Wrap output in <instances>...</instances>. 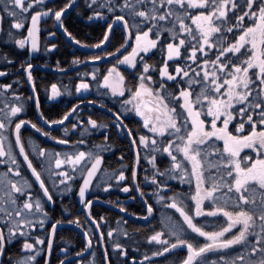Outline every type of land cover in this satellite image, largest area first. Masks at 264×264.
<instances>
[{"label":"snow or ice","instance_id":"6c2138e0","mask_svg":"<svg viewBox=\"0 0 264 264\" xmlns=\"http://www.w3.org/2000/svg\"><path fill=\"white\" fill-rule=\"evenodd\" d=\"M75 7V0L53 7L45 0H0V25L5 20L10 22L5 42L11 41L19 49L28 46L29 55L40 50L39 25L44 17L59 22L74 44L98 50L86 59L104 60L108 66L85 72L83 77H91V82L80 78L75 92L87 93L94 86L97 99L88 104L111 113L107 123L91 115L86 123L78 121L83 127L71 123V129L81 137L89 126L91 131L104 129L105 143L81 149L84 139L70 141L20 118L24 104L31 99H35L39 112V99L25 98L11 84H0V165H4L0 171V256L14 241H23L21 249L26 250L0 264H37L36 256L45 251L40 245L45 243L51 255L53 236L61 221L51 223L48 232L46 206L54 203L55 193L46 181L58 192H66L72 191L79 179L76 194L89 209L92 200L86 193L94 182L99 186L102 181L98 176L102 153L110 151L107 142L113 128L117 136L123 133L128 138L134 152L131 179L135 190L145 196L140 184L135 183L143 149V159L152 169L145 180L155 185L156 202L175 210L162 214L146 236L150 251L143 254L144 264H153L151 258H162L165 264H264V0H86L84 7L91 11L87 19H102L106 25L91 45L64 28L62 14ZM25 27L26 35L15 31ZM54 48L55 44H49L45 51ZM157 53L159 67L146 59ZM2 59L11 63L7 54ZM83 62L79 57L72 61ZM21 67L35 93L37 86L30 71L33 65L25 60ZM6 74L0 71V76ZM14 82L19 84V78ZM50 88L49 99L61 95L56 83ZM76 110L73 104L59 119H48L43 112L39 116L49 126H63ZM133 114L139 120L130 127L125 121ZM22 126H30L60 145L71 142L74 150H50L31 137L25 141ZM68 131L63 128L65 137ZM29 170L34 182L25 174ZM110 171L109 180H126L123 166ZM173 179L186 184L188 191L173 192L168 183ZM112 186L105 182V190ZM122 191H129L126 183ZM144 204L148 219L154 207L147 200ZM87 216L91 217L90 210ZM104 219L93 220V232L83 233L86 244L81 252L69 258L71 250H64V259L58 264H77L91 247L92 236L104 244L105 233L99 231ZM67 223L82 226L79 217ZM37 228L48 234L43 239L35 236L30 243L32 230ZM116 232L111 228L106 233L114 241L111 247L116 259L105 249L104 264H128L126 245L114 239ZM122 235L127 237L128 232ZM175 253L183 255L169 259ZM131 261L136 264L135 256ZM88 264H96L95 259Z\"/></svg>","mask_w":264,"mask_h":264},{"label":"flooded vegetation","instance_id":"af4514ba","mask_svg":"<svg viewBox=\"0 0 264 264\" xmlns=\"http://www.w3.org/2000/svg\"><path fill=\"white\" fill-rule=\"evenodd\" d=\"M47 0H45L46 2ZM87 2H91V0H87ZM86 3V0H77L76 2V7L72 8V10L67 14L62 17L68 16L71 12H74L73 16L76 17L79 21L82 22L83 18L86 16L88 17L91 15V12L89 10L85 9L84 5ZM99 10V9H97ZM47 18V17H46ZM91 21H95L100 23L102 26H104V21L102 19H93ZM42 22H40L39 25V51H37L35 54L32 55H40V56H46V51L43 50L41 46V41L40 35L42 32ZM53 23L55 27V20L53 18ZM64 23H66L64 21ZM63 23V25H64ZM66 25V24H65ZM106 27V25H105ZM65 28V27H64ZM63 29V28H62ZM25 31L23 34H27V29L25 28ZM56 35L61 36L57 31ZM119 33V30H118ZM43 34V32H42ZM55 35V36H56ZM46 38H49L48 34L45 35ZM61 38H63L61 36ZM82 47L81 45H79ZM71 49H75L74 47L70 46ZM4 48V47H3ZM88 48V47H87ZM94 49V48H91ZM0 50H2V46L0 44ZM78 50V49H75ZM130 50V49H129ZM81 51V50H79ZM155 51V50H153ZM86 54H93L94 52L87 53L85 51H81ZM1 57H3V54H1ZM149 63H157L160 60L159 53L155 57L147 58ZM40 63L32 64L33 66H37V69H31V72L37 71L39 73V78L33 77V82L37 86V91L35 92L36 98L39 99L40 102V108L44 107L45 109H48L52 112H54L57 116V112H67L73 104L77 105V110H76V115L75 116H70L69 120H66L64 122V125H52L54 127H50L45 123L43 119L39 120V112L37 111L35 107V101L31 99V102L28 103L29 107L34 109V113L36 115V123L38 126H41L44 128L46 131H50L52 135L59 136L61 138H69L70 141H78L79 139H84L85 143L80 146L81 149H91L93 144H101L105 143L103 140L102 132H104V129L91 131L90 126H89V131L85 133L83 137H81L80 133L76 131L75 129H71V123L76 122L78 125V128L83 127L78 121L79 120H84L85 123L87 121V117L89 115L92 116L93 119H97L98 122H104V116L108 115V117L111 119V115H109L106 111H103L99 108V105H90L88 104V101H94L97 99L96 93H95V87L93 86L89 92L84 93H76L75 92V84L78 83L79 79L83 77V74L85 72L92 71L94 67H98L101 70L106 68L108 65L106 63H100V64H87V65H82L79 66L80 64H71L66 67L59 66L57 63L52 64L48 59H40ZM82 61H87L86 58H84ZM111 62V59H109ZM82 64V63H81ZM157 67H159V63H157ZM122 71H124V67L121 68ZM170 71L172 70L171 68L169 69ZM19 73V72H17ZM24 74V82L26 84V79H25V72L23 71ZM127 76V73H125ZM3 76H0V79ZM87 79L89 82H91V77H83ZM11 79H17L16 75H12ZM15 80L7 81V79H2L0 80V84L8 83L12 85L13 90H15L17 93H22L23 97L27 98V95H25V92L23 93L24 90V85L23 83H15ZM52 83H56L58 86V89L61 92V95L58 97H55L53 99H49L51 95V88L50 85ZM27 87V84H26ZM28 88V87H27ZM65 88H67L68 91H65ZM29 91V89H28ZM69 92L71 94H69ZM7 95L10 97L11 93H7ZM30 92H29V97H30ZM29 101V100H28ZM25 106V104H24ZM109 107H112V105L109 103ZM118 107V106H117ZM25 109L24 113L22 116H25ZM94 113V114H92ZM22 117V118H23ZM109 119V120H110ZM135 119L139 120V117H134V114L125 121L126 123L131 121H135ZM42 121V122H41ZM131 126H133L131 124ZM69 128V131L67 133V137H65V134L63 132V128ZM134 127V126H133ZM24 130H28L30 132H24ZM116 132V130H115ZM22 135L25 138V141H27V138L31 137L34 141L37 143H40L41 146L46 147L48 149H55L57 151L61 152H69L74 150V146L70 142L69 145H60L56 141H53L51 139H46L39 133H36L34 129H31L30 126H24L22 127ZM117 136V135H116ZM118 138L123 137V133H121ZM127 138V137H126ZM110 139V138H109ZM128 140V138H127ZM129 142V140H128ZM110 145V151L108 152H103L102 155L104 156V160L102 162L101 166V171L98 173V176L102 178V181L99 186L94 182L91 187L89 192L86 195L87 199H90L92 201H99L102 204L95 203L93 202L90 205L89 210L93 212V217H89L92 221L93 220H99V217L103 216L105 219L104 221H100L102 227L99 229L100 232L105 233V243L103 244L104 250L107 249L109 255L112 257V259H116V255L113 256L112 253L110 252L112 247L111 244L114 242L113 239L111 242V239L107 238L106 233L108 232L109 229L115 228L117 225H121L122 227L124 226V229L127 230L129 237L131 238L132 242H121L126 245V251L128 252L129 255V260L128 264H132L131 257L135 256L136 258V264H144L143 259H139L138 255H133L128 249V246L132 245L133 242H138L136 240L138 230H150L152 231L154 226L158 224L159 218L161 217L162 214L164 213H174L175 210H170L162 206L161 204L156 202V198L153 195V192L155 190V185H152L150 181L145 180L146 175H151L152 174V169L150 164L147 163V161H144L143 155H144V150L141 149V162L139 164L138 168V173H137V178L135 183L140 184L141 190L145 192V196L142 198L148 201V203H151L154 207V212L151 215V218L148 222L145 223H140L138 224L139 226L134 227L132 229H128V222L134 223L133 221L127 220L125 216L121 212V208H123V212H125L128 215H131L133 217L137 218H143L146 216V210L144 209L142 203L139 200L138 193L135 190L134 187V182L131 179V187L129 184V174L128 171L130 169V166L127 162L125 161V155L120 154L121 152H118L121 150V146H116V143H110L109 141L107 142ZM130 146V144H129ZM131 148V146H130ZM30 152V150L28 149ZM132 151V148H131ZM128 154V153H127ZM126 154V155H127ZM123 156L124 159L121 160L120 157ZM133 156V153H132ZM30 158H32L30 156ZM21 159V158H20ZM134 162V158H133ZM34 164H38V161L34 160ZM123 166L125 170V176L126 180L124 182H119L117 183L114 179L108 180L109 176L111 175L110 170H119ZM4 169V165H0V171ZM108 171H104V170ZM23 171V170H22ZM104 172V174H102ZM26 175L29 176V178L34 182V180L31 178L30 174L28 172L25 173ZM138 174L140 175V180L138 181ZM164 179H167L165 177ZM95 180V178H94ZM108 181H111L113 186L111 188H108L105 190V182L108 183ZM81 181L79 179L76 180V183H74V188L72 189L70 195L65 196V197H58L54 195V203H49L46 206V210L53 211V214L49 212L50 215V220L48 224H46V228L48 229V232H51L50 224L56 221H61L60 224H69L67 221L73 220L76 217H79L80 221L82 222L81 227H77L75 224H70L73 225L83 231H88L90 234L93 232L94 227L92 223L87 219L85 215V207L84 205H79L77 201V192H78V184ZM125 183L129 186V191L124 192L122 191V188L124 187ZM168 183L172 186V191L173 192H180V193H185L188 191V186L182 185L179 181L177 180H168ZM46 184L50 187V191L53 192L50 183L46 182ZM34 186L38 189V186L34 184ZM57 191V190H56ZM54 191L53 193H56ZM167 195H172V192H168L167 189L163 190ZM104 204V205H103ZM119 205V206H118ZM103 207L104 209L108 210L109 213H106L107 211L105 210H100L99 208ZM163 209V212H162ZM52 215H51V214ZM178 216V213L175 214ZM74 217V218H72ZM130 230V231H128ZM75 233L76 235H72L71 232ZM48 233H46L44 230L40 229H33L32 230V238L29 239V242H33V239L35 236H40L42 239L45 238V236ZM97 234V233H96ZM117 237V235H116ZM135 237V239H133ZM92 245L91 247L82 253V257L77 259V264H88V261L95 259L96 264H103L101 261V247L100 244L97 243V240L95 236H92ZM125 238V236L123 237ZM53 249L51 255L46 257L47 254V246L46 243L44 245H40V247L44 248L45 251L38 254L36 256V262L37 264H44L45 260L50 261L51 264V259L60 257L61 259H64L63 251L70 249L69 253V258L74 257L76 253L81 252V250L85 247L86 244V239L85 237L76 229L70 228V227H58L56 230L55 235L53 236ZM23 241H20L19 243L13 242L11 245H8V250L7 252L3 255L0 256V261H7L9 257H16L19 255L25 254L26 250L21 249ZM132 251L135 252V250L132 248ZM92 253H95V256L93 257ZM54 255V256H53ZM176 255L179 257L183 255L182 253H175L173 257H169V259L176 258ZM60 259V260H61ZM121 260L123 258H120ZM153 264H165L164 260L162 258H151ZM58 264V263H57Z\"/></svg>","mask_w":264,"mask_h":264},{"label":"trees","instance_id":"16d2710c","mask_svg":"<svg viewBox=\"0 0 264 264\" xmlns=\"http://www.w3.org/2000/svg\"><path fill=\"white\" fill-rule=\"evenodd\" d=\"M66 0H47L45 3L49 6V7H53L54 5H58V6H63V3H65ZM40 10V9H37ZM91 12V11H89ZM74 12H71L68 16L63 17V23L64 21L66 23H64V27L68 29V31H70L74 36H76L78 39H80L84 44L87 45H91L94 44L98 41V39L101 37V33L104 30V27H102V25L98 22L95 21H91L89 19H87V17L85 16L81 21H79L76 17L73 16ZM8 21V20H7ZM9 23V24H8ZM8 23L3 22V24L1 25V27L3 28V32H0V38L1 39H6V33L8 31V27L10 25V22L8 21ZM66 24V25H65ZM26 28V27H25ZM25 28L22 30H19V33L22 32H26ZM27 29V28H26ZM42 32L40 35V39H42L41 41V46L43 48V50H45V47L49 44H55L56 48L54 49H50L48 51H46V56H40L39 54L37 55H29L28 53V46H26L25 49H21L18 50V46L14 45L12 42H10L9 44H1L2 46V50H0V71H6L7 74L5 76H3L0 80L2 79H7V81H11V80H17L19 78L20 83H23L24 85V90L23 93L25 92V95H27V97H29V91L28 88L26 87V84L24 82V74H23V69L21 67L22 62H24L25 60H27L28 62H30L31 64H36V63H40L41 61H39L40 59H48V61H50L52 64L59 62V66L62 67H66L69 66L73 61L74 57H79L81 60H83L84 58H86L87 56H90L92 54H86L84 52H81L79 50H75V49H71V47L66 43V41L61 38V36L56 35V30L54 27V23H53V18H45L42 22ZM49 32L54 33V36H51L49 38H46L45 35L48 34ZM118 39V34L117 37L113 38V43L116 42V40ZM4 47V48H3ZM110 50V49H109ZM1 54H3V56L5 54H7L8 60L11 61V63L6 62L4 59H2ZM19 72V73H17ZM12 75H16L17 79H11ZM39 73L37 71L32 72V76L39 78ZM31 100L27 101L25 103L24 109L25 111V116L23 117L22 115L20 116V118L22 119H26V120H31L32 122L36 123V115L34 113V109L29 107L28 103H30ZM40 111L43 112L44 116L48 119H59L63 114L62 112H57V116L54 112L45 109L44 107L40 108ZM94 114V113H92ZM109 117L108 115L104 116V121L109 122ZM137 120V119H135ZM130 127H135V121H131L129 120L128 122ZM131 124L133 126H131ZM24 132H30L28 130H24ZM110 143H116V146H121V150H119L118 152H121L120 154L125 155V161L127 160L130 169L128 171L129 177V184L131 187V166L133 164V156H132V151L131 148L129 146V142L127 140V138L123 135L122 138H118L116 136V132L115 129H111L110 132V139H109ZM128 153V154H127ZM127 154V155H126ZM140 175L138 174V181L140 180ZM186 187V186H185ZM100 210H105L107 211L106 213H109L108 210L104 209L103 207L99 208ZM53 214V211H49ZM50 213V214H51ZM51 214V215H52ZM91 216L93 217V212H91ZM74 218V217H72ZM128 229H132L134 227H138L139 225L136 223H131L128 222ZM130 231V230H128ZM71 232V231H70ZM71 234L76 235L75 233L71 232ZM150 232L146 231V230H138V234L136 237V240L138 242H133L132 245L128 246V249H130L129 251L133 254V255H138L139 259H142L143 254H145L146 252L150 251V246L147 244L146 242V236L149 235ZM132 248L135 250V252L132 251ZM139 249V252L136 251V249ZM54 256V255H53ZM178 256L176 255V258ZM60 257L51 259V264H57L58 261L60 260ZM174 259V258H172ZM4 261V260H3Z\"/></svg>","mask_w":264,"mask_h":264},{"label":"water","instance_id":"95a60500","mask_svg":"<svg viewBox=\"0 0 264 264\" xmlns=\"http://www.w3.org/2000/svg\"><path fill=\"white\" fill-rule=\"evenodd\" d=\"M77 2V0H75V3ZM72 10V8H70L69 10H66V12H67V14L70 12ZM62 16H64V14H62ZM43 19V18H42ZM41 19V20H42ZM55 26H56V30H57V32L65 39V41H67L68 42V44H70L71 46H73V47H75V48H78V49H80V50H83V51H89V52H94V51H96L97 49H91V48H82V47H80L79 45H76V44H74L73 42H71L70 40H69V38L65 35V33H64V30L60 27V24H59V22H56L55 21ZM0 27H1V25H0ZM102 48H103V46H101ZM35 53V52H34ZM33 53V54H34ZM109 59H111V58H108V60ZM100 63H105V61L104 60H100V61H85V62H83L82 64H80L79 66H82V65H87V64H100ZM37 69L38 67L37 66H33L32 67V69ZM31 70V69H30ZM25 79H26V84H27V87H28V89H29V92H30V95H31V97H34V98H36V96H35V93H33L32 92V84L31 83H28L27 82V76H26V73H25ZM34 101H35V99H33ZM108 113V112H107ZM109 115H111V113H108ZM39 118V120H41L40 119V117H38ZM42 122V121H41ZM65 122V121H64ZM56 126V125H55ZM22 127H24V126H22ZM50 127H54V126H50ZM17 151H18V149H17ZM21 158V160H22V157H20ZM137 171H138V165H137ZM28 173L30 174V170L28 171ZM30 176H31V174H30ZM32 179L34 180V177H32ZM37 186H38V184H36ZM135 187V186H134ZM138 193V197H139V199H140V201H141V203L143 204V207H144V209L146 210V206H145V204H144V199L140 196V194H139V192H137ZM86 195H87V193H86ZM77 201H78V204L79 205H82V203L80 202V199H79V196H77ZM93 202H95V203H99V204H102L101 202H99V201H97V200H95V201H92V203ZM104 205V204H103ZM88 211H89V209H86L85 208V215H86V217H87V219L92 223V220L87 216V213H88ZM122 212V214L125 216V218L127 219V220H130V221H133V222H136V223H145V222H148L149 220H150V218L151 217H149L148 219H145V217H143V218H137V217H133V216H131V215H128V214H126L125 212H123V211H121ZM146 215H147V213H146ZM92 225H93V227H95V225L92 223ZM58 227H70V228H73V229H76V230H78L82 235H83V231L81 230V229H79V228H77V227H75V226H73V225H70V224H58V226H57V228ZM99 234V232H97V235ZM84 236V235H83ZM100 247H101V250H102V255H103V252H104V249H103V244H100ZM46 257H48V253L46 254Z\"/></svg>","mask_w":264,"mask_h":264},{"label":"rangeland","instance_id":"374dc122","mask_svg":"<svg viewBox=\"0 0 264 264\" xmlns=\"http://www.w3.org/2000/svg\"><path fill=\"white\" fill-rule=\"evenodd\" d=\"M5 23H8V21L7 20H5L4 21ZM9 24V23H8ZM9 27H10V25H9ZM9 27H8V30H9ZM15 31H17L18 33H19V30H15ZM5 40L6 39H1L0 38V43H2V44H9L11 41H8V42H5ZM18 50H21V49H19L18 48ZM97 130H101V129H97ZM97 130H95V132L97 131ZM87 133V132H86ZM29 150H30V153H31V149L29 148ZM32 157V156H31ZM33 158V157H32ZM35 160V159H34ZM145 161V160H144ZM37 162V161H36ZM151 166V165H150ZM102 170H104V169H102ZM105 171V170H104ZM102 174H104V172L102 173ZM77 175V177H78V173L76 174ZM45 176H46V173H45ZM109 180V179H108ZM46 182H49L50 183V181H46ZM109 182H111V181H108V183ZM182 185H185L186 186V184H182ZM50 186H51V183H50ZM51 188H52V190H53V192L54 191H56L57 190V188L56 187H52L51 186ZM74 188V184L72 185V189ZM70 193H71V191H66V192H58V191H56V193H55V196H58V197H65V196H68V195H70ZM115 229H117V232L116 233H114V239H116V240H119V242H132V240H131V238L129 237V235L127 236V237H125V238H123L124 236L122 235V232L123 231H125V229H124V226L122 227L121 225H117L116 227H115ZM127 231V230H126ZM146 231H149L150 232V234H151V231L150 230H146ZM116 235H117V237H116ZM133 239H135V237L133 238ZM111 242H113L112 241V239H111ZM147 242V241H146ZM112 245V244H111Z\"/></svg>","mask_w":264,"mask_h":264}]
</instances>
